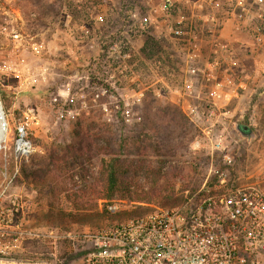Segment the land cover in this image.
<instances>
[{
	"label": "rangeland",
	"instance_id": "1",
	"mask_svg": "<svg viewBox=\"0 0 264 264\" xmlns=\"http://www.w3.org/2000/svg\"><path fill=\"white\" fill-rule=\"evenodd\" d=\"M164 1L0 0V264H82V235L139 214L142 204L150 209L140 213L169 205L136 197L150 190L147 171L160 163L176 174L167 179L175 198L210 169L220 171L224 156L233 159L229 172L239 183L264 181V29L252 3L197 0L203 8L192 9L180 0L165 8ZM208 11L214 23L198 18ZM179 17L183 36L171 31ZM110 34L118 37L116 56L101 60V52L100 65L89 63ZM149 37L158 43L151 50ZM175 107L184 118L170 125L155 154L135 134L150 119L177 118ZM206 109L214 110L211 119ZM26 116L34 151L18 162L14 127ZM240 124L251 138L237 131ZM98 129L113 139L114 152L144 167L107 202L95 186L97 157L78 159L83 179L69 180L72 168L52 165L64 161L79 133ZM109 203L121 212L109 215Z\"/></svg>",
	"mask_w": 264,
	"mask_h": 264
},
{
	"label": "built area",
	"instance_id": "2",
	"mask_svg": "<svg viewBox=\"0 0 264 264\" xmlns=\"http://www.w3.org/2000/svg\"><path fill=\"white\" fill-rule=\"evenodd\" d=\"M180 1L192 9L203 8L197 0ZM248 1L264 29V0ZM173 4V0H165L163 5L171 8ZM236 4L244 8L243 0ZM198 18L214 23L217 16L208 11ZM183 22L177 21V27L171 30L173 35L185 34ZM125 115L129 116L128 110ZM213 115V109L203 113L208 119ZM2 120L6 135L3 114ZM29 123L26 116L14 127L12 146L18 162L27 161L34 151L28 137ZM222 161L220 171L210 169L199 187L179 202L154 207L82 235L86 242L82 264H264V181L239 183L229 172L233 159L224 156ZM214 175L216 180L210 182ZM121 210L117 203L106 205L109 215Z\"/></svg>",
	"mask_w": 264,
	"mask_h": 264
},
{
	"label": "trees",
	"instance_id": "3",
	"mask_svg": "<svg viewBox=\"0 0 264 264\" xmlns=\"http://www.w3.org/2000/svg\"><path fill=\"white\" fill-rule=\"evenodd\" d=\"M132 16V12H129L127 14V17L130 18ZM147 42H149L150 47L147 48V50H151L152 47L157 46L158 43L154 42L150 37L147 38ZM118 37L115 35H108L104 37L101 40V43H99V48L97 50V54L90 59L89 63L92 64H101V60L104 56H107L108 52H110V56L115 57L117 54V51H112L115 46H117ZM126 49L124 45H118V47ZM120 49V48H119ZM102 53L101 60L97 59L96 56H98L99 53ZM174 115L177 116V118H167L162 117L161 121H158L157 119L148 120L145 122L144 127L140 128V131L135 134V138L137 140H143L148 144V147L155 152V154H158L160 151V148H163L164 146V139H168V129L170 128V125H178L182 116V113L179 108L174 109ZM164 115V114H163ZM184 118V117H183ZM179 121V122H178ZM242 126H246L247 130H244ZM78 129L82 131L81 125H78ZM97 133H90L89 130H85V132L79 133L78 140L79 143L70 149V151L66 152V157H64V161L55 160L52 162V165H56L57 168H60L62 165H66V167L72 168L73 174L71 176H68L69 180H73L74 176H79L81 179H83V171H82V163L78 161V159H85L86 162L91 164L92 158L97 157L100 161L99 169H98V176L95 178L96 185L98 187H102L104 189V200L105 202L109 201L110 197L118 191H127L129 185L131 184V180L138 175L140 171L144 168L142 165H136L133 164V160H128L127 158H122V155L120 153H116L113 151V139L108 135L102 132L101 130H97ZM237 131L245 138H251L252 137V131H250V127L245 124L237 125ZM192 141V140H191ZM100 142L104 143L102 145ZM159 149V151H158ZM168 155V154H166ZM165 156V155H162ZM75 158V159H74ZM172 156L170 157V159ZM166 159V158H165ZM170 159H167L170 161ZM166 160V162H168ZM165 162V163H166ZM169 163V162H168ZM163 165L159 164L158 167H155L154 169H149L148 175L153 178L152 182L150 183L151 188L150 190L146 191L145 194H136L137 198L142 201H152L153 199H157L159 203H168L169 205L175 204L181 200V197L175 198V191L174 188L168 189L169 187V180L168 177H175L176 174L173 173V171H170L169 173H165L163 171ZM221 167V166H220ZM233 167H231L230 172ZM171 174V175H168ZM166 179L164 185L158 186L159 180L161 178ZM206 174L203 175V178H205ZM233 177L235 175H232ZM30 177H33L31 175ZM35 178V176H34ZM202 180V179H201ZM216 177L215 175L211 177L210 182L215 181ZM201 184L199 181L192 182V185H185L190 188V192H194L199 185ZM183 185L182 188H185ZM186 187V188H187ZM129 193V192H128ZM136 193V192H135ZM134 193V194H135ZM128 197L130 194H126ZM102 195H97V198L99 199ZM101 199V198H100ZM152 199V200H151ZM137 202V201H134ZM148 203V202H144ZM150 203L148 204H142V206H147L144 211L149 210L148 207ZM163 206V205H161ZM153 208V207H152ZM151 208V209H152ZM143 210H138L140 212H143ZM139 212V214H140Z\"/></svg>",
	"mask_w": 264,
	"mask_h": 264
},
{
	"label": "crops",
	"instance_id": "4",
	"mask_svg": "<svg viewBox=\"0 0 264 264\" xmlns=\"http://www.w3.org/2000/svg\"><path fill=\"white\" fill-rule=\"evenodd\" d=\"M177 19H178V20H180V19L183 20V18H180V17L177 18ZM177 19H176V20H177ZM183 21H184V20H183ZM224 25H225V24H224ZM188 32H190V35H191V30H189ZM226 33H227V30L225 29L224 26H222V28H221V30H220V34L223 35V36L225 35V37H226V36H228V35H226Z\"/></svg>",
	"mask_w": 264,
	"mask_h": 264
},
{
	"label": "bare ground",
	"instance_id": "5",
	"mask_svg": "<svg viewBox=\"0 0 264 264\" xmlns=\"http://www.w3.org/2000/svg\"><path fill=\"white\" fill-rule=\"evenodd\" d=\"M3 127H4V121L2 120V114L0 109V134L1 132H3Z\"/></svg>",
	"mask_w": 264,
	"mask_h": 264
},
{
	"label": "water",
	"instance_id": "6",
	"mask_svg": "<svg viewBox=\"0 0 264 264\" xmlns=\"http://www.w3.org/2000/svg\"><path fill=\"white\" fill-rule=\"evenodd\" d=\"M242 128H243L244 130H247V127H246V126H242Z\"/></svg>",
	"mask_w": 264,
	"mask_h": 264
}]
</instances>
